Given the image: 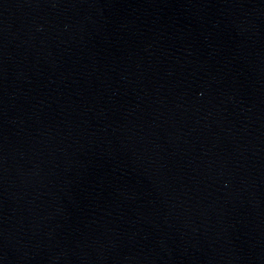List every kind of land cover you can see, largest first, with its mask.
<instances>
[{
	"label": "water",
	"instance_id": "obj_1",
	"mask_svg": "<svg viewBox=\"0 0 264 264\" xmlns=\"http://www.w3.org/2000/svg\"><path fill=\"white\" fill-rule=\"evenodd\" d=\"M0 264H264V0H0Z\"/></svg>",
	"mask_w": 264,
	"mask_h": 264
}]
</instances>
